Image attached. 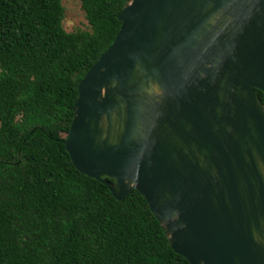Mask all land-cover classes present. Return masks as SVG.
Here are the masks:
<instances>
[{"label": "water", "instance_id": "obj_1", "mask_svg": "<svg viewBox=\"0 0 264 264\" xmlns=\"http://www.w3.org/2000/svg\"><path fill=\"white\" fill-rule=\"evenodd\" d=\"M119 20L78 86L74 166L138 191L190 264H264V0H126Z\"/></svg>", "mask_w": 264, "mask_h": 264}, {"label": "trees", "instance_id": "obj_2", "mask_svg": "<svg viewBox=\"0 0 264 264\" xmlns=\"http://www.w3.org/2000/svg\"><path fill=\"white\" fill-rule=\"evenodd\" d=\"M80 2L90 30L68 33L62 0H0V264H190L138 191L119 201L66 150L126 4Z\"/></svg>", "mask_w": 264, "mask_h": 264}, {"label": "rangeland", "instance_id": "obj_3", "mask_svg": "<svg viewBox=\"0 0 264 264\" xmlns=\"http://www.w3.org/2000/svg\"><path fill=\"white\" fill-rule=\"evenodd\" d=\"M62 4L65 8L63 25L68 33L90 30L80 0H62Z\"/></svg>", "mask_w": 264, "mask_h": 264}, {"label": "flooded vegetation", "instance_id": "obj_4", "mask_svg": "<svg viewBox=\"0 0 264 264\" xmlns=\"http://www.w3.org/2000/svg\"><path fill=\"white\" fill-rule=\"evenodd\" d=\"M260 97V96H259ZM262 100V99H261ZM263 102V101H262ZM264 103V102H263Z\"/></svg>", "mask_w": 264, "mask_h": 264}]
</instances>
